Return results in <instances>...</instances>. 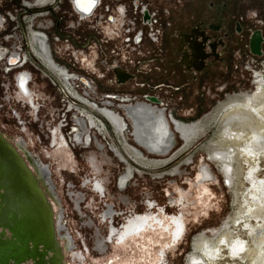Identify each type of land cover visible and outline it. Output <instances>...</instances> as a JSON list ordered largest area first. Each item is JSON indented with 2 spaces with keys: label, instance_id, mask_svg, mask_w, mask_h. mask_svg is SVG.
I'll use <instances>...</instances> for the list:
<instances>
[{
  "label": "flooded vegetation",
  "instance_id": "1",
  "mask_svg": "<svg viewBox=\"0 0 264 264\" xmlns=\"http://www.w3.org/2000/svg\"><path fill=\"white\" fill-rule=\"evenodd\" d=\"M92 5L91 0H76L75 10L80 14L81 11L89 12ZM120 23L121 20H114L113 23L107 24L104 30L109 35H113L115 28L112 27ZM210 29L215 31L217 28L215 29L210 25ZM51 32L52 30L48 31L47 34L50 35ZM209 32L208 28L194 26L188 32L180 34L177 49L179 66L196 69L200 66L199 59L203 57L205 68L215 63L221 55L228 54V48L224 41L226 34L220 37L210 35ZM33 42L38 44L36 55L47 61L48 50L44 44V37L38 34L34 37ZM51 42L49 41V45L53 46ZM218 46L222 48L221 53L217 52ZM91 58L95 59L94 51ZM13 61L14 59L9 60L10 63ZM206 61H208V65L205 64ZM19 62V60L15 61V68L6 74L9 75L8 79L3 74V64L0 63V108L5 106V112L15 120L19 131L28 134L26 138L29 142L22 136H6L2 131H0V135L21 155L44 190L53 212L56 238L62 250L65 264H97V262L89 259V256L106 254L109 250L107 245L112 248L109 251L113 254L107 259L108 263L111 264H166L168 255H174L177 247L184 239L187 225L184 213L181 211L169 215L164 209H159L155 214V211L150 210L152 204L148 201L145 205V211L142 214H137L133 201L129 200L128 196L116 197L113 194L112 200H109L112 192L109 185L112 184L117 193H123L130 187L135 174H139L142 170L160 172L168 169L172 164L170 163L172 157L168 158V156L175 150L172 149L171 140L173 137L171 135H179L184 140V146L177 149L176 154L184 153L183 151L188 148L196 136L206 133L207 127L216 123L218 135L215 142H211L209 145L211 152L209 161L211 164L216 163L228 186L236 188L238 177L234 172L238 163L239 166L241 163L240 159L236 157L238 153L231 149L232 145L229 148L228 146L224 147L225 144H221L222 137H219L222 129L227 122L234 119L237 120L235 122L246 119L255 121L264 127V64L254 74L255 79L251 84L252 89L250 91L228 95L223 102L219 103L215 109L198 122L183 123L176 120L173 115L169 120L165 113L159 109L161 105L158 104L161 100L155 97L148 96L146 101L136 99L137 104H134L135 101L129 100L130 96H124L128 98L117 102L119 107L125 111V116L121 112L117 115L103 110L106 118H103L102 127H98L99 122L97 123L92 116L87 115L86 121L76 118L74 125L76 132L71 134L70 129L74 123L71 114L65 112V103L62 102L61 97L58 99L61 100L60 103L55 106L50 95L48 96L44 92L39 94L35 88H30L32 81L35 80L33 78L35 74H39V79L53 87L49 79L40 70L41 68L45 69L44 66L33 55H30V58L18 66ZM82 65L91 67L92 61L87 58L85 63L83 60ZM129 77V79H133L134 75H129ZM6 79L13 84V95L8 93L9 83L8 85L5 84ZM54 89L55 87H53ZM1 102L7 103L1 106ZM12 102L15 107L12 106ZM78 110L85 112L79 108ZM61 113H66L64 119L60 117ZM229 114H237L238 117L229 116ZM104 122L107 125H111V123L116 125L113 131L118 134H121L123 128L127 127V131L132 134V138L137 144L135 146L133 142L130 143L128 141L130 134L125 132L122 140H119V144L112 136V141L117 148H112L113 152L116 153L117 150L119 153L115 155L125 162L121 164L120 161L119 163L115 160V164L117 163L123 171L119 178L116 177L117 175L114 177V181L107 178L98 179L97 173L103 172V165L100 164L99 156L105 155L107 158V154L113 156V153L102 147L99 142L101 138H97V131H94L96 137H93L89 147L82 146L78 142L83 140L89 125L93 126L94 124L100 131L104 130ZM30 128H34L35 132L32 131L31 133ZM255 131L256 134H259L257 130ZM247 133L248 136L255 134L253 130L249 129ZM109 134L111 133L109 132ZM28 143L36 146V149L39 147V153L31 151L28 148ZM96 145L98 148H95ZM74 150L85 151V154L74 155ZM144 151L150 153L151 156L146 155ZM228 151L231 154V161L222 163V160L218 158ZM47 158L55 161V168L47 163ZM80 158L83 163L79 162ZM45 160L46 162H44ZM242 165L244 166V163ZM80 167H83L82 171H80ZM88 169H92L93 172L96 171V174H85L84 171L87 172ZM244 170L246 171L245 166ZM244 173L239 178L243 185ZM16 176L24 185L22 177L17 174ZM210 177H212V173L209 166L200 163L196 183H190V190L187 192L177 187L178 194L175 199H171L172 202L177 203V206H182V208H189L190 205H193L196 210L201 209L194 214V219L198 220L201 213L208 215L209 209L213 208L210 198L212 192L207 183ZM129 179L131 180L127 184ZM244 187H241L243 193ZM194 188L196 189L195 193H193ZM243 193L234 195L237 206L234 212L223 218L217 226L202 230L194 236L189 245L190 249L185 258V264L200 263L192 259L191 256L199 255L195 251L205 238L212 248L219 247L222 239L247 238L242 226L237 224V220L242 217L244 210L242 208V200L245 198ZM168 195L170 193L167 190L166 196ZM101 228L103 236L100 233ZM220 249L219 260L213 264H220L222 260L231 264L230 260L224 258V248L220 246ZM130 251L132 252L130 253ZM108 263L98 261V264Z\"/></svg>",
  "mask_w": 264,
  "mask_h": 264
},
{
  "label": "rangeland",
  "instance_id": "2",
  "mask_svg": "<svg viewBox=\"0 0 264 264\" xmlns=\"http://www.w3.org/2000/svg\"><path fill=\"white\" fill-rule=\"evenodd\" d=\"M153 3L160 8L169 9L168 20L171 24L169 27L165 28L163 33L158 37V42L144 43L142 51H144L145 58H143L146 60L145 62H143L142 56H138L139 60H136L134 65L127 63L128 61H120L119 59L116 60L118 63L116 64L113 61V57H111L113 54L110 51V45L108 44L103 47H96L93 45V47L88 46L84 50L87 58L92 61L90 70L96 72L95 75L86 72V77L89 79L91 78L95 82L98 94L96 97H98V99L103 98L105 94L112 96L116 95L117 98L121 96L124 97V95L131 97L132 95L136 97L134 101L136 99L146 101V99H144L145 96L155 97L159 100L162 99L163 101H167V98H171V103L168 106L174 109V115L179 112L182 103H198L200 112L203 113L200 114L196 120L183 122L193 123L198 122L208 115L219 103L223 102L228 95L240 94L252 89L251 84L253 82L250 83L249 73L244 70L247 60L245 59V44L247 43L251 31L260 29L264 33V0H156L153 1ZM18 7L19 0H0V15L3 16L8 10H14ZM61 10H64V7ZM210 25L219 30L216 29L214 31L210 29ZM10 26L5 27L4 25L2 28L0 25V31L5 29L10 30ZM194 26L208 28L210 35L223 37L224 34H226L224 41L228 48V54L225 57L230 58V65L225 64L226 60L224 62H219L217 60L209 68L210 71L214 73V78L216 79L215 82H212L209 86L202 84L200 87H190L185 93L186 95H183V100H181L179 87H176L169 82L165 83L163 79L165 76H171L173 74V68L180 67L178 65L179 55L177 51L179 36L181 33L188 32L189 29ZM85 29V34L80 35H82V37L85 36L89 40L91 38L89 34L91 26L89 27L88 24L85 26ZM63 46H66V43L62 38L61 42L59 41L55 43L54 48L56 49V52H59ZM93 51L96 53V60L91 58ZM217 52H222L220 46H218ZM223 57L224 55L220 56V58ZM258 62H261V65L264 63V55ZM235 65H237V68H235ZM118 66L121 70L128 72L130 75H134V78L126 80L125 82H118L114 73L115 68L119 69ZM257 67L259 68L260 65ZM99 71L103 74V77L101 78L99 77L100 75L97 74ZM38 75H33L35 80L32 81L30 88H35L39 94L44 92L46 95H50V99L54 101L56 106L57 103H60L61 100L59 101L58 99L61 96H59L56 89L53 90L51 85L48 86L47 83H44L43 80L39 79ZM5 77L8 79L9 75H6ZM234 77L239 79V86L233 84V81H235ZM7 79L5 84L8 85L9 83L8 93L13 95V84ZM227 79L229 85L224 83L227 82ZM123 100L125 99H120V101ZM86 102L90 104L89 101ZM6 103L1 102V106H4ZM134 104H137L136 101ZM203 105L206 106L204 107ZM12 106L15 107L13 102ZM120 109L125 116V111L122 108ZM159 109L162 110L170 120V117L167 115L168 112L162 107ZM5 111V106L0 108V131L6 136H22L27 141L26 136L28 134L26 135L25 133L20 132L15 120H13L12 116L8 115ZM22 112L25 113V111ZM61 115L62 113L60 114V117ZM173 117L178 120L176 116ZM61 118L64 119V116ZM78 119L86 121L84 116H81L80 114L78 115ZM115 126L116 125H114V127ZM207 128L208 131L196 136L188 148L183 151L184 153L176 154L177 149L184 146V140L181 139L179 135H171V137H173L171 140L173 145L172 149L175 150L168 156V158L172 157L170 162L172 164H170L168 169L160 172L142 170L139 174H135L131 182L132 185L130 184V187L128 186V189L126 188L127 191L123 193H117L115 187L113 188L112 184L109 185V189L112 190L109 200H112L113 194L116 195V197L128 196L129 200L133 201V206H135L134 209L137 214H142L145 211V205L148 201L152 204L150 210L155 211V214H157L159 209H164L169 215L181 211L184 213L187 222L184 239L177 247L174 255H168L166 264H185V258L188 256L190 249L189 245L194 236L202 230L217 226L223 218L234 212L237 207L236 202L234 201V195L236 196L242 192V189L239 190L237 187L233 188V186H228L225 177L221 175L220 169L216 163H210L211 161H209V157L211 152L209 150V145L211 142H215L218 135V129L216 123L210 124ZM30 130L31 133L32 131L35 132L34 128H30ZM120 135L121 139L119 140H122L124 137V131ZM128 141H130V143L133 142V145L135 146L137 145L132 138V134H130ZM27 142H29V140ZM28 148L35 153H39L40 151V149H38L39 147L36 149V146L34 147L30 143H28ZM95 148H98L97 145ZM220 148L222 147L220 146ZM144 152L146 155L151 156L150 153H147L146 151ZM73 154H85V151L74 150ZM92 154H94V152H92ZM99 158V161H101L100 164L103 165V172L101 171V174L97 173L98 179L103 180L104 178H107L114 181L116 175L118 178L123 170L117 163L115 164V160L119 162L121 159H118L117 155L114 154L113 156L107 154V158L105 155H102L99 156ZM80 161L81 158L79 162ZM44 162H46V160ZM47 163H49L52 168L56 167L55 161L51 158H47ZM81 163L83 162L81 161ZM200 163L209 166L212 173V177L208 179L207 183L212 192L210 198L213 208L209 209L208 215H203V213H201L197 220L194 219V214L201 209L196 210L193 205H190L189 208H182V206H177V203H173L171 199L177 197V187L187 192L190 190V183H196L198 166ZM82 168L80 167V171L83 170ZM239 168L243 170V167ZM259 168L260 170L258 173L264 175V164L260 163ZM95 172L96 171L93 172L92 169H88L87 172L84 171L85 174L92 175L96 174ZM236 182L240 183L239 177L236 179ZM167 190L170 193L168 196H166ZM195 192L196 189L194 188L193 193ZM100 233L101 236H103L102 228L100 229ZM107 246L109 250H112L110 245ZM109 250L104 255H90L89 259L97 262V264L98 261L108 263L107 259L113 254ZM131 252L132 251H130V253Z\"/></svg>",
  "mask_w": 264,
  "mask_h": 264
},
{
  "label": "built area",
  "instance_id": "3",
  "mask_svg": "<svg viewBox=\"0 0 264 264\" xmlns=\"http://www.w3.org/2000/svg\"><path fill=\"white\" fill-rule=\"evenodd\" d=\"M75 1L19 0V7L17 9L8 10L3 16L0 15L2 28L4 25L8 27L11 24L10 30L5 29L0 31V63L3 64V74L6 75L15 68V61H20L17 64L19 66L26 59L30 58V55H33L46 69L41 68L40 70L49 79L52 86L55 87L59 96H61L62 102L65 103V112L71 114L74 123L70 129L71 134L76 132L74 125L75 117L78 113L81 116L83 115L84 118L87 115L95 117L102 123L104 121L103 118H106V115L103 113L104 109L119 115L121 109L117 101L128 98L121 96L118 99L116 95L107 94L101 99L96 97L98 95L97 86L91 78L86 77V72L92 75H95L96 72H92L90 67L82 65L83 60L85 63L87 59L84 50L88 46L103 47L108 44L113 54L111 57H113V61L116 64H118L116 60L119 59L120 61H128L127 63L134 65L136 60H139L138 56H142V60L145 62L144 51H142L144 43L158 42V37L171 24L168 20L169 9L156 6L153 3L156 0H91L93 5L89 12L81 11V14L75 10ZM63 7L64 10H61ZM114 20H121V23L112 27L115 30L113 35H109L104 28L107 24L113 23ZM85 24H89V27L91 26L92 29L89 31L91 36L89 40L85 36L82 37L86 31ZM50 30L52 32L48 35L47 32ZM259 31L263 39L260 45V55L252 54L249 49V40L255 31H251L245 44V59L247 60L244 70L249 73L250 83L254 81L253 72L259 70L264 64L262 63L261 65V62H258L264 55V33L260 29ZM38 34L44 37V44L48 50L47 61L36 55L38 44L36 45L33 41L34 37ZM62 38L65 40L66 46H63L59 52H56L54 48L55 43L61 42ZM49 41H52L53 46L49 45ZM32 43L33 45H31ZM10 59H14V61L10 63ZM258 65H260L259 68L257 67ZM118 68L114 69L117 81L121 83L129 80L130 74L121 70L119 66ZM235 68H237V65H235ZM97 74L100 75V78L103 77L101 71ZM124 75L129 78L121 81V77ZM234 79L233 84L239 86V79L237 77H234ZM135 98L131 95L129 100L132 99L134 101ZM84 99L89 101L94 107L84 103ZM144 99L147 100L148 96H145ZM171 100V98H167V101L161 99V102L158 104L168 112V117H171V114L175 116L173 114L174 109L168 106ZM78 108L85 111V113L79 112ZM88 110L90 112H86ZM65 114L62 113L61 117L65 116ZM104 125V130L100 131L94 124L93 126L89 125L83 140L78 142L82 146L89 147L92 144V138L96 137L94 136V131H97V138H101L99 142L102 144V147L109 149L115 155L116 153L113 152L112 148H117L112 141V136L115 137L119 144V139H121L120 134L113 131L115 128L112 123L111 125H107L104 122ZM124 132L128 135L130 134L127 131V127H125ZM222 263L228 264V261L222 260L220 264Z\"/></svg>",
  "mask_w": 264,
  "mask_h": 264
},
{
  "label": "water",
  "instance_id": "4",
  "mask_svg": "<svg viewBox=\"0 0 264 264\" xmlns=\"http://www.w3.org/2000/svg\"><path fill=\"white\" fill-rule=\"evenodd\" d=\"M262 40L259 30L251 35L249 49L252 54H261ZM199 63V69H202L203 57L199 59ZM128 78L124 75L121 81ZM16 174L22 177L24 185ZM0 264H65L56 238L53 212L44 190L21 155L2 135Z\"/></svg>",
  "mask_w": 264,
  "mask_h": 264
},
{
  "label": "bare ground",
  "instance_id": "5",
  "mask_svg": "<svg viewBox=\"0 0 264 264\" xmlns=\"http://www.w3.org/2000/svg\"><path fill=\"white\" fill-rule=\"evenodd\" d=\"M256 72L258 71L253 73ZM83 102L88 104L85 100ZM88 105L93 106L91 103ZM229 116L238 117L237 114H229ZM75 118H78V115ZM95 120L97 123L99 122L97 118ZM235 121L237 120H230L227 122L228 124L226 123L219 138L222 137L221 144H225L224 147L228 146L230 148V145H232L231 149L238 153L236 157L240 159L243 170L239 168L241 166L235 168L234 173L237 177H242L245 171L244 166L246 167L243 176L244 185L240 181L236 187L241 190V187L245 186L244 193L242 191L245 197L242 200L243 215L237 220V224L242 226L247 238L222 239L217 248H212L206 240L201 241L199 248L195 251L199 255L191 256L192 259L200 262L199 264L218 262V254L221 252L220 246L224 248V258L230 260L231 264H264V175L258 173L260 163H264V127L258 122L248 121L247 119L241 122ZM98 125V127H102L103 122L101 124L99 122ZM248 129L253 130L254 133L257 130L259 134L255 133L253 136H248ZM236 149L238 150L236 151ZM229 151L219 156L218 159L222 160V163L231 161ZM116 153L119 152L116 150ZM242 163H244V166Z\"/></svg>",
  "mask_w": 264,
  "mask_h": 264
},
{
  "label": "crops",
  "instance_id": "6",
  "mask_svg": "<svg viewBox=\"0 0 264 264\" xmlns=\"http://www.w3.org/2000/svg\"><path fill=\"white\" fill-rule=\"evenodd\" d=\"M226 55H224L223 58L219 57L216 59V61L218 60L219 62H224L226 60L227 62L225 61V64L230 65V58L225 57ZM205 64L208 65V61H206ZM210 66L205 68L203 67L202 69H199L200 66L196 69L185 66L175 67L173 68V74L171 76H165L163 80L165 83L169 82L176 87H179L181 100H183V95L189 90L190 87H200L202 84L209 86V84L215 82L216 79L214 78V73L209 69ZM226 81L227 82L224 83L229 85L228 79ZM203 106L205 107L206 105ZM202 113L203 112H200L198 103L184 102L181 104V108L179 112L175 114V116L182 122H191L198 119L199 115Z\"/></svg>",
  "mask_w": 264,
  "mask_h": 264
}]
</instances>
